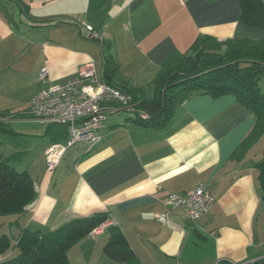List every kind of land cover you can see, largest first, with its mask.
<instances>
[{"label": "crops", "instance_id": "1", "mask_svg": "<svg viewBox=\"0 0 264 264\" xmlns=\"http://www.w3.org/2000/svg\"><path fill=\"white\" fill-rule=\"evenodd\" d=\"M242 12V0H0V161L29 173L37 191L26 213L0 216V239L9 240L0 264L17 255L24 230L47 233L97 214L108 216L102 233L74 245L71 264H128L104 254L119 235L134 264H264V134L237 154L256 116L235 94L182 91L158 128L110 113L101 143L71 148L54 172L46 153L67 141L68 128L24 114L44 88L74 79L91 61L104 80L105 56L119 65L116 82L151 97L165 65L202 37L264 41V28L245 23ZM200 186L215 199L201 219L168 206L169 194Z\"/></svg>", "mask_w": 264, "mask_h": 264}, {"label": "trees", "instance_id": "2", "mask_svg": "<svg viewBox=\"0 0 264 264\" xmlns=\"http://www.w3.org/2000/svg\"><path fill=\"white\" fill-rule=\"evenodd\" d=\"M242 19L245 23L264 28V2L242 0ZM119 65L105 56L104 81L130 95L137 107L146 112L147 119L136 118L144 126L163 127L170 120L178 95L185 90L219 96L233 93L256 116V126L237 154L242 155L264 134V92L260 81L264 79V41L202 37L191 53L165 65L153 87L155 94L116 82ZM2 114H0V117ZM137 117V116H136ZM259 180L264 191V161L257 164ZM36 188L29 173L0 161V216L26 213L36 198ZM107 214L75 219L47 233L24 230L15 245L16 256L1 264H71L68 251L105 223ZM9 247L7 238L0 239V251ZM104 254L128 264L137 258L127 240L119 235L104 248Z\"/></svg>", "mask_w": 264, "mask_h": 264}, {"label": "built area", "instance_id": "3", "mask_svg": "<svg viewBox=\"0 0 264 264\" xmlns=\"http://www.w3.org/2000/svg\"><path fill=\"white\" fill-rule=\"evenodd\" d=\"M85 30L91 37L100 38L99 32L92 27L85 26ZM47 76V70L40 74L41 80H47ZM118 110L143 120L148 118L130 95L100 80L96 64L91 61L78 71L74 79L44 88L32 98L24 114L68 128L67 141L63 144H52L46 153L47 170L54 172L71 148L85 145L87 152L94 150L103 140L101 131L106 126L109 114ZM3 119L0 117V120ZM214 202L215 199L204 186L188 195L169 194L167 199L169 207L187 206V216L193 221L205 216ZM158 218L165 224L169 223L166 215L161 214ZM104 227L105 224L96 227L90 235L98 236Z\"/></svg>", "mask_w": 264, "mask_h": 264}, {"label": "rangeland", "instance_id": "4", "mask_svg": "<svg viewBox=\"0 0 264 264\" xmlns=\"http://www.w3.org/2000/svg\"><path fill=\"white\" fill-rule=\"evenodd\" d=\"M260 87L262 88V91L264 92V79L260 81Z\"/></svg>", "mask_w": 264, "mask_h": 264}]
</instances>
